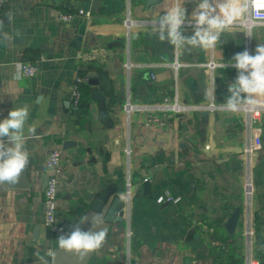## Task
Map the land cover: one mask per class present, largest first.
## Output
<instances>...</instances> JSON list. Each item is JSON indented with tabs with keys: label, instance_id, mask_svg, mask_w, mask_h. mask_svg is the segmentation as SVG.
Segmentation results:
<instances>
[{
	"label": "crops",
	"instance_id": "crops-1",
	"mask_svg": "<svg viewBox=\"0 0 264 264\" xmlns=\"http://www.w3.org/2000/svg\"><path fill=\"white\" fill-rule=\"evenodd\" d=\"M148 1L3 5L0 120L13 108L28 106L29 161L27 186H21L23 178L0 185V264H40L37 252L52 264L57 237L80 221L94 199L108 189L126 193L128 187L124 219L96 249L99 264H264V113L262 146L250 155L248 115L229 112L223 104L237 70L222 67L236 53L255 54L264 44V25L236 29L215 49L189 53L159 40L153 21L163 12V0ZM180 2L169 0L167 6ZM182 6L190 17L196 4L185 0ZM60 13L73 17L63 21ZM181 31L193 34L187 26ZM23 62L38 67L35 77L21 76ZM78 77L87 81L82 101L74 105L71 91ZM96 92L105 97L110 125ZM167 97L221 108L156 111ZM154 114L162 123H148ZM53 150L61 153L57 222L46 227V160Z\"/></svg>",
	"mask_w": 264,
	"mask_h": 264
},
{
	"label": "clouds",
	"instance_id": "clouds-1",
	"mask_svg": "<svg viewBox=\"0 0 264 264\" xmlns=\"http://www.w3.org/2000/svg\"><path fill=\"white\" fill-rule=\"evenodd\" d=\"M184 2L181 0L179 4L167 6L169 0H163V12L153 21V31L161 42H168L189 53L196 49H215L225 34L236 31L237 22L247 17L254 4V0H194L196 7L189 17L182 6ZM3 26L4 21L0 20V29ZM185 26L193 29L192 35L183 34L181 30ZM229 65L237 70V76L228 85L229 95L223 103L226 110L235 113L241 109L254 111L264 108V44L257 45L255 54L248 50L236 53L222 67ZM214 91L215 88L210 97L213 102ZM205 98H209L207 92ZM28 116L29 109L25 105L13 108L6 118L0 120V185L18 182L21 171L28 164L29 154L24 143ZM33 130L30 128L28 131ZM105 235L104 231H83L76 226L69 234L59 235L57 245L65 250L86 252L100 248ZM35 255L40 264H49V258L40 252Z\"/></svg>",
	"mask_w": 264,
	"mask_h": 264
},
{
	"label": "built area",
	"instance_id": "built-area-1",
	"mask_svg": "<svg viewBox=\"0 0 264 264\" xmlns=\"http://www.w3.org/2000/svg\"><path fill=\"white\" fill-rule=\"evenodd\" d=\"M9 0H0V11L3 5ZM80 14L89 15L88 11L80 10ZM73 17L71 13H60L59 18L63 21H70ZM264 25V0H254V4L247 17L242 21H238L236 29H241L243 31H250L254 26ZM214 67L215 64H209ZM180 63L176 60L174 62L175 70L178 69ZM38 72V67L35 64L29 62H23L20 64V73L22 77L32 78L35 77ZM87 81L85 77L76 78L72 87V100L74 105H79L82 101V84ZM156 111L169 112V113H183L189 110H197L208 108L210 110H216L221 108V106L210 104L207 106L201 105H187L182 104L177 98H165L163 102L156 105ZM249 117L250 127L252 129L250 136V143L246 151L253 155L262 146V132L259 126L262 114L264 113V108H259L254 111H247L246 109H241ZM149 124L162 123L161 119L157 114L150 116L147 119ZM46 165L48 168L47 184L44 191V225L46 227H52L57 222V206H58V186H59V175L61 173V153L59 150H53L46 160ZM246 191L248 194L252 192L251 182L248 180L246 183ZM127 196H131L132 192L130 187L126 191ZM221 250H225V246L221 247ZM251 264H260L257 262H251Z\"/></svg>",
	"mask_w": 264,
	"mask_h": 264
},
{
	"label": "water",
	"instance_id": "water-1",
	"mask_svg": "<svg viewBox=\"0 0 264 264\" xmlns=\"http://www.w3.org/2000/svg\"><path fill=\"white\" fill-rule=\"evenodd\" d=\"M159 0H149L148 4L158 3ZM91 83H98L96 80H92ZM93 97L99 100V106L101 110V116L105 119L106 124L110 125L108 120V112L105 104V97L101 92L94 93ZM27 165L21 171L19 175L20 179L23 178L24 183L21 186H27L25 183ZM16 182V183H19ZM15 184V183H14ZM47 184V178H46ZM145 188L148 190L149 184L145 183ZM127 193H116L113 189H108L100 193L93 201L91 206L83 213L80 221L69 225L64 231V235L72 232L73 228L79 226L83 231L100 232L106 233L105 238L110 234L112 227L121 222L124 219L126 201L124 197ZM238 218V213L235 212L231 217L228 226L232 229ZM84 221L81 223V221ZM96 249L88 251H76V250H65L57 247L53 252L52 264H99V259L96 256Z\"/></svg>",
	"mask_w": 264,
	"mask_h": 264
}]
</instances>
